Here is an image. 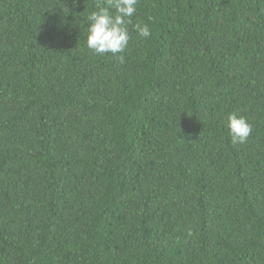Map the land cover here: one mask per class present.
<instances>
[{"label":"trees","instance_id":"trees-1","mask_svg":"<svg viewBox=\"0 0 264 264\" xmlns=\"http://www.w3.org/2000/svg\"><path fill=\"white\" fill-rule=\"evenodd\" d=\"M101 3L0 0V264H264V0Z\"/></svg>","mask_w":264,"mask_h":264},{"label":"clouds","instance_id":"clouds-1","mask_svg":"<svg viewBox=\"0 0 264 264\" xmlns=\"http://www.w3.org/2000/svg\"><path fill=\"white\" fill-rule=\"evenodd\" d=\"M139 0H102L87 16L86 47L95 55L122 53L128 46L129 26L142 39L151 36L147 23L134 22ZM226 128L231 143L244 144L252 132V125L244 116L231 112Z\"/></svg>","mask_w":264,"mask_h":264}]
</instances>
